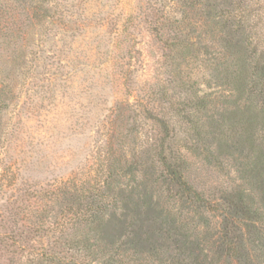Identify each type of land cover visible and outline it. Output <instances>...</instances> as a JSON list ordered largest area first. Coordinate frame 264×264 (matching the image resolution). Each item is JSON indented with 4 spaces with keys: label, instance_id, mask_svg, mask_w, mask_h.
<instances>
[{
    "label": "rangeland",
    "instance_id": "1",
    "mask_svg": "<svg viewBox=\"0 0 264 264\" xmlns=\"http://www.w3.org/2000/svg\"><path fill=\"white\" fill-rule=\"evenodd\" d=\"M0 4V264H27L29 255L41 256L38 250L59 255L56 211L44 216L48 192L67 181L93 182L112 152L126 166L147 155L159 134L151 113L170 119L197 189L209 195L227 187L230 168L236 178L232 159L211 164L187 149L190 123L170 101L204 98L210 105L198 113L220 120L239 95L218 81L232 78L240 63L250 71L264 62V0ZM146 157L138 177L160 180L156 156ZM188 215L192 237L211 231L200 216ZM205 215L217 225L216 216ZM174 255L170 248L133 264L188 261Z\"/></svg>",
    "mask_w": 264,
    "mask_h": 264
},
{
    "label": "trees",
    "instance_id": "2",
    "mask_svg": "<svg viewBox=\"0 0 264 264\" xmlns=\"http://www.w3.org/2000/svg\"><path fill=\"white\" fill-rule=\"evenodd\" d=\"M244 67L240 63L231 80L218 81L231 83V94L239 95L231 96L232 107L220 120L198 113L210 105L204 98L170 101L179 119L190 123L188 150L211 164L232 159L236 178L227 170L230 185L209 195L197 189L188 177V160L174 143L170 119L151 113L159 134L143 155L156 156L170 199L161 195L158 177H138L144 156L126 166L112 152L93 182L67 181L48 192L50 210L42 214L56 211L59 255L38 250L41 256L29 255L27 264H133L137 256L157 257L170 248L178 258L187 256L178 264H222L223 258L226 264H264V62L259 59L250 71ZM190 212L212 228L206 236L190 235ZM207 212L218 218L217 225L210 224ZM184 216L190 220H181Z\"/></svg>",
    "mask_w": 264,
    "mask_h": 264
}]
</instances>
